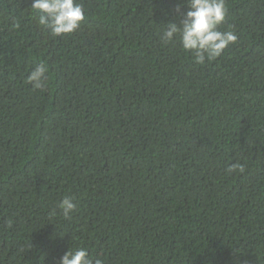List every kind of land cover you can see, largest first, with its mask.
I'll return each instance as SVG.
<instances>
[{
    "label": "trees",
    "instance_id": "obj_1",
    "mask_svg": "<svg viewBox=\"0 0 264 264\" xmlns=\"http://www.w3.org/2000/svg\"><path fill=\"white\" fill-rule=\"evenodd\" d=\"M31 2L0 0V264H58L68 247L264 264V0H225L219 30L237 40L205 64L161 39L184 0H76L85 18L61 36Z\"/></svg>",
    "mask_w": 264,
    "mask_h": 264
},
{
    "label": "clouds",
    "instance_id": "obj_2",
    "mask_svg": "<svg viewBox=\"0 0 264 264\" xmlns=\"http://www.w3.org/2000/svg\"><path fill=\"white\" fill-rule=\"evenodd\" d=\"M184 4L187 10L181 14L178 23H166L161 39L169 42L178 34L182 49L193 53L195 63L214 60L237 40L233 31L219 30L227 12L225 0H184ZM30 7L38 14V23L53 36L73 33L85 18L84 9L76 0H32ZM174 10L180 13L179 6ZM47 71V66L42 63L30 71L27 82L34 90L44 89ZM76 206L70 196H65L57 205L66 219L71 218ZM58 264H102V261L91 259L85 248L68 247L59 257Z\"/></svg>",
    "mask_w": 264,
    "mask_h": 264
}]
</instances>
